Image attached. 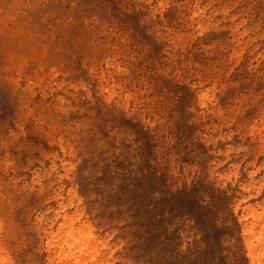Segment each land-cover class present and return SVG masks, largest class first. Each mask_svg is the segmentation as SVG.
I'll return each mask as SVG.
<instances>
[{
	"label": "rangeland",
	"instance_id": "rangeland-1",
	"mask_svg": "<svg viewBox=\"0 0 264 264\" xmlns=\"http://www.w3.org/2000/svg\"><path fill=\"white\" fill-rule=\"evenodd\" d=\"M246 206L258 232L264 0H0L14 264H60L48 240L89 232L101 253L79 264H250Z\"/></svg>",
	"mask_w": 264,
	"mask_h": 264
},
{
	"label": "bare ground",
	"instance_id": "bare-ground-1",
	"mask_svg": "<svg viewBox=\"0 0 264 264\" xmlns=\"http://www.w3.org/2000/svg\"><path fill=\"white\" fill-rule=\"evenodd\" d=\"M205 93L201 94V99L205 97ZM240 205H237L236 210L240 209ZM78 212V211H77ZM255 210L251 206H246L243 208V212L240 215V222L242 223L241 234L243 237L242 241V249L246 253L249 258L250 264H264V224L261 223L260 230L255 232V226L260 222L259 220H255L251 223L248 222L249 217H253ZM80 216V215H79ZM64 224H68L69 222L73 224L74 218L69 216L68 214L64 215ZM63 227V224L59 226L58 233L60 229ZM59 234H54L47 242L48 249L51 251L55 247L56 253H59V263L60 264H74L85 261L86 258H83V255L86 253L87 248L92 247V256L96 259L98 255H100L101 250L98 249V246L101 245L97 237L89 232L87 235V241L77 242L74 236H71L69 239L57 240V236ZM64 245L68 247V254L65 253ZM54 252V251H53ZM0 264H14L10 257L6 254L4 249L0 244ZM100 264V263H99Z\"/></svg>",
	"mask_w": 264,
	"mask_h": 264
}]
</instances>
